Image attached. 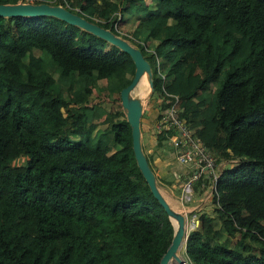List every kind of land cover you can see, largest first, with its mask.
<instances>
[{
	"label": "trees",
	"instance_id": "trees-1",
	"mask_svg": "<svg viewBox=\"0 0 264 264\" xmlns=\"http://www.w3.org/2000/svg\"><path fill=\"white\" fill-rule=\"evenodd\" d=\"M41 1L112 31L114 11L134 6L146 37L120 33L149 62L157 105L234 159L215 178L214 216L187 233L188 264H264V0ZM106 44L53 15H0V264H157L170 241L120 103L133 62Z\"/></svg>",
	"mask_w": 264,
	"mask_h": 264
},
{
	"label": "water",
	"instance_id": "water-1",
	"mask_svg": "<svg viewBox=\"0 0 264 264\" xmlns=\"http://www.w3.org/2000/svg\"><path fill=\"white\" fill-rule=\"evenodd\" d=\"M41 14L53 15L68 23L74 24L80 29H84L105 39L110 44L117 46L120 50L129 54L133 62V72L129 81L119 89V98L121 106L125 112L126 120L130 126L133 157L149 191L162 206L173 227L170 241L163 253L160 255L157 264H168L171 259H174L179 263L181 259L178 252L183 244V240L186 237L187 231L184 216L182 213L176 211L169 205L156 185L154 173L148 164L145 153L141 147L140 115L142 102L138 97L130 95V90L136 85L142 73L146 72L150 76L149 62L144 58L139 48L113 33L110 29L102 27L97 23L86 19L75 11L70 10L67 6L45 1L0 3L1 16ZM148 83L151 87L150 78H148Z\"/></svg>",
	"mask_w": 264,
	"mask_h": 264
},
{
	"label": "rangeland",
	"instance_id": "rangeland-1",
	"mask_svg": "<svg viewBox=\"0 0 264 264\" xmlns=\"http://www.w3.org/2000/svg\"><path fill=\"white\" fill-rule=\"evenodd\" d=\"M162 3L166 4L167 2L165 0H163ZM134 5H140L142 7V11H143V9H145L146 6H148V5H146V3L141 5L139 2L135 3ZM124 9H126V8H124ZM124 9L122 11L124 19H118V23H116L117 15L115 16V18H114L115 20H113L115 29L113 28V30L117 31V29H118L121 32H126V33L128 32L129 34H133L135 32L141 38L146 37V30L144 28L141 29L138 26V24L136 26L137 20L133 19L137 16L136 15L137 11L134 9V6L130 7L129 10L126 9L125 12H124ZM73 10H75V9H73ZM126 16H129V17H126ZM134 28H137V29L134 30ZM122 36L124 37L123 34H122ZM125 38H127V40L130 43L136 45V41L132 40V38H130L128 36H125ZM140 42L142 43L145 41L142 39V40H140ZM148 42H150L149 43L150 47L152 46V44L155 43L154 40H149ZM106 43L107 44L104 47L105 49H107L110 45V43L108 41H106ZM162 60L164 61V59H162ZM168 70H170V67H168ZM130 77L128 74L124 77V80L128 81L130 79ZM116 85H117V87H119V84H116ZM135 86L130 90V95L138 97L140 99V101L142 102L141 103V107H142L141 121H143L149 128H151V134H150L148 131H145V128H142L143 123L140 124L141 128H142L143 141L145 142L147 140V137H148L147 133H149L150 139H151L150 140L151 145L155 149V153L158 156V159L161 160V162H164L165 165H168V164H170L169 159H173L174 155H175L172 152V151H174V150H172L173 146L168 143L167 144V145H169L168 150H164L165 148L163 146H162L163 149L157 148V147L161 146L160 145L161 143H165V141L162 140L161 142H159V144H157V142H156L157 138L155 136L157 131H159V129H160L159 125L156 124V122H159V120L155 121L158 111L161 110L160 109L161 107H159L157 105L158 101H155V97L158 95V93L156 91H151V88H150L149 83H148V78H146V77H142L141 82L138 83L136 88H135ZM100 89H105V86L104 85L102 87L94 86L93 91L97 93L98 90H100ZM106 90L109 91L111 94L115 95V92L111 90V86L108 85L106 87ZM60 92H61L62 96L67 97L69 95L67 93V91L65 90V88H61ZM150 104H153V106L151 107ZM105 108L110 110V111L114 110L111 107V105L109 104V102H106ZM87 126L93 130L96 127L102 126V124L98 123L97 120H95L93 123H87ZM164 127H166V126L164 125ZM162 128H163V126H162ZM172 134H173V138H174L176 136V133L173 132ZM165 145H166V143H165ZM146 157L148 159L149 164H151L150 157H148L147 154H146ZM224 165H227L225 160H224ZM158 166L160 167L159 169H162L161 167H164L162 165V163H160ZM169 166H171V165H169ZM187 167H188L187 168L188 170H192L193 168H195V166L193 164H189ZM175 169H176V172L178 170H180V168H178L177 166ZM220 169H221V162L217 163V169H214V173H218ZM173 179H174V177L168 178V180L163 179L160 182L156 181L157 186L160 189V191L162 192L163 196L168 195V192H166V191H168L167 187H168L169 183H171L173 181ZM181 180H183V178H181L180 181ZM175 184H176V182L174 183V185ZM178 184H179V182H178ZM208 184H209L208 180H205V181H202L199 183H198V181H193L192 186H193L194 193H193L192 199H187V200L181 199V202L183 204V208H191L193 206V208H191V210H187V212L185 213V215H186L185 219H186V223H187V225H186L187 229L186 230H188V231L190 229H194V228L199 229V226L201 224L202 214L206 213V214L214 216L212 213V207H213L212 198L210 199L211 201L208 200L209 194L211 192V187ZM175 190H176V192H179V187H177V189H175ZM169 198H171V197H169ZM169 198H167L166 201H168V203H170L169 205L173 209H175L176 211H179L182 209V205L179 202L180 201L179 198L177 199V198H174L173 196H172L173 199L172 198L169 199ZM194 211L196 213L195 215H193ZM191 220H193V222H191ZM213 222H214V226L216 228L220 225L219 221L216 218H214ZM190 225H192V226H190ZM234 240H235V237H233L231 241L233 242ZM180 254L183 255L182 246L180 247ZM168 264H176V262L174 261V259H171Z\"/></svg>",
	"mask_w": 264,
	"mask_h": 264
},
{
	"label": "clouds",
	"instance_id": "clouds-1",
	"mask_svg": "<svg viewBox=\"0 0 264 264\" xmlns=\"http://www.w3.org/2000/svg\"><path fill=\"white\" fill-rule=\"evenodd\" d=\"M17 2H29V1H24V0H19V1H17ZM32 2H42L41 0H33ZM46 2V1H45ZM51 3V2H50ZM54 4V3H53ZM57 4H59V5H61L60 3H57ZM62 6H67L70 10H72V11H77L78 10V8L77 7H70L67 3H65L64 5H62ZM73 9H75V10H73ZM77 13V12H76ZM114 13L117 15V20L119 19V16H120V13H119V11H114ZM82 16V15H81ZM84 17V16H83ZM86 18V17H85ZM87 19V18H86ZM89 20V19H88ZM91 21V20H90ZM93 22V21H92ZM96 23V22H95ZM99 25V24H98ZM101 26V25H100ZM103 27V26H102ZM105 28H107V27H105ZM109 29V28H108ZM112 31V30H111ZM113 33H115V34H117L118 36H120V37H122V38H124L125 40H127V38H125V37H123L122 35H121V33H120V30H118L117 29V33L116 32H114V31H112ZM124 34H126V32H124ZM127 35L128 36H130V34L129 33H127ZM131 37V36H130ZM128 41V40H127ZM129 42V41H128ZM130 43V42H129ZM132 44V43H131ZM134 45V44H133ZM134 46H136V45H134ZM137 47V46H136ZM138 48V47H137ZM119 49V48H118ZM150 65V64H149ZM163 73H165V72H163ZM148 75V74H147ZM131 78V77H130ZM148 78H150L151 79V67H150V76L148 75ZM129 81V80H128ZM121 88V87H120ZM151 91H152V84H151ZM150 106H153V104H150ZM165 105L163 106V108H160L161 110L160 111H158V112H160L159 114H162V112H163V110L165 109ZM141 114H142V109H141ZM181 119L183 120V122H184V124L187 126V128L189 129V131L191 132V135L193 136V135H195V136H197L198 137V134H197V131H195L194 129H192V128H190L189 127V125H188V121L182 116L181 117ZM140 124H141V115H140ZM156 124L158 125V123L156 122ZM142 125H144V128H145V131H148L150 134H151V131H149L148 130V126H145V124H144V122H143V124ZM140 128H141V125H140ZM162 128V126H160V129ZM166 128H171L170 129V134L167 136V138L166 139H164V141H165V143H166V145H165V143H161L160 145L161 146H165L166 147V150H168V148H169V145H167L168 143L169 144H171L172 146H173V148H172V150H174V151H172L175 155H174V158L173 159H169V161H170V164L169 165H174L175 164V166L176 165H179V168H180V170H178L177 172L179 173V175H178V177H175L174 178V180H175V182H176V184L174 185V187H175V189H177V187H179V192L177 193V199L179 198V202L181 203V205H182V209L181 210H179L178 212H180V213H182V215L184 216V222H185V227H186V229H187V223H186V219H185V213L187 212V210H191V208H193V206L191 207V208H183V204H182V202H181V198H180V194H181V189H182V183H183V181L185 180V178H186V175L188 174V173H190L191 172V170H188L187 168V166L189 165V164H182V163H179L178 161H177V159H176V154L178 153V152H183V149H185L186 147H188V145L186 144V142L187 141H189V139L191 138V137H189V139H187V138H184V139H180V136H179V134L177 133V131H176V129L174 130L173 129V127H164L163 126V128L162 129H166ZM173 132H175L176 133V136L173 138ZM140 140H141V147H142V149H143V151H144V153H145V156H146V147L144 146V144L142 143V128H141V132H140ZM173 138V139H172ZM178 139V140H177ZM198 141H199V144L203 147V149H204V151L205 152H207V153H209V154H211V155H213L214 157H215V164H216V168L215 169H217V163H220L221 162V169H222V167H224V166H227L228 164H229V162H231V161H233L234 159L233 158H229V157H227V158H217L208 148H206L205 146H204V144L202 143V141L200 140V138L198 137ZM147 156H148V154H147ZM146 159H147V157H146ZM224 160L226 161V164L227 165H224ZM147 161H148V159H147ZM148 164H149V162H148ZM150 165V164H149ZM181 165H184V167H185V170H181V168H182V166ZM151 167V166H150ZM152 169V168H151ZM220 169V170H221ZM220 170H219V172H220ZM152 171H153V169H152ZM219 172L218 173H216V176L219 174ZM153 173H154V171H153ZM187 173V174H186ZM206 173V174H205ZM207 171L206 172H202L196 179H194L193 181H198V183L199 182H202V181H205V180H208L209 181V184H210V180H209V178L210 177H208V175H207ZM154 176H155V182L156 181H158L157 180V178H156V175H155V173H154ZM216 176H215V178H216ZM179 178V179H178ZM181 178H183V180H181L180 181V179ZM193 181L191 182V188H192V191H191V193L188 195V199H192V196H193V193H194V190H193V186H192V183H193ZM214 181H215V179L213 180V188H214ZM158 182H160V181H158ZM178 182H179V184H178ZM208 184V185H209ZM156 185H157V183H156ZM177 185V186H176ZM158 187V186H157ZM213 188H211V192H210V194H209V201H211L210 199H211V197H212V195H213ZM159 189V188H158ZM160 190V189H159ZM162 193V192H161ZM163 195V194H162ZM165 198V197H164ZM183 199V198H182ZM184 200V199H183ZM168 202V201H167ZM170 204V203H169ZM213 213V212H212ZM196 213H195V211H194V214L193 215H195ZM170 220V219H169ZM191 222H193V220H191ZM200 227V226H199ZM194 229H198V228H194ZM190 230H192V229H190ZM189 230V231H190ZM188 230L186 231V237H187V233L189 232ZM173 232V231H172ZM186 237H185V239H186ZM185 239L183 240V244H182V252H183V249H184V242H185ZM179 255H180V259H181V261L178 263L177 261H175L176 262V264H180L182 261H185L186 263L185 264H188V261H187V257L184 255V253H183V255H181L180 254V250H179Z\"/></svg>",
	"mask_w": 264,
	"mask_h": 264
},
{
	"label": "built area",
	"instance_id": "built-area-1",
	"mask_svg": "<svg viewBox=\"0 0 264 264\" xmlns=\"http://www.w3.org/2000/svg\"><path fill=\"white\" fill-rule=\"evenodd\" d=\"M24 1L32 2L33 0ZM157 123L159 127L165 125L166 127L175 128L180 136V139H189V137H191L189 141L186 142L188 147L183 149L182 153L178 152L176 154V159L179 163L193 164L195 166V168H193L191 172L186 175V178L182 183V192L180 194V198H183L184 200L188 199V195L192 191L191 182L196 179L203 171L208 172L207 175L208 177H210L209 185L211 188H213V180L216 176V173H214V169L216 168L215 157L204 151L203 147L199 144L197 136L191 135V132L184 124L183 120L176 115L175 106L170 108L165 107L161 114L159 122ZM185 263V261H182L180 264Z\"/></svg>",
	"mask_w": 264,
	"mask_h": 264
},
{
	"label": "crops",
	"instance_id": "crops-1",
	"mask_svg": "<svg viewBox=\"0 0 264 264\" xmlns=\"http://www.w3.org/2000/svg\"><path fill=\"white\" fill-rule=\"evenodd\" d=\"M147 134H148V137H147V140L145 142L143 141V136H142V143L146 147V153L148 154V157H150V159H151L150 160L151 161V164L150 165H151V168L153 169V171H154V173L156 175L157 180L158 181H162L163 179L168 180V178L178 177L179 173L176 172V169L175 168H176V166L179 168V165H176L175 166V164H174V165L169 166V164L168 165H165L164 162H161V160L158 159V156L155 153V149L151 145V142H150V140H151L150 139V134L149 133H147ZM163 147L165 148L164 150H166V147L164 145H163ZM157 148L163 149L162 146H159ZM160 163H162V165L164 166V167H161L162 169H159L160 167L158 165ZM181 166H182L181 170H185L184 165H181ZM174 183H175V180L174 179H173V181L171 183H169V185L167 187L168 188V191H166V192H168V195H165L164 196L165 199H167L169 197L172 198V196L174 198L177 197V193L178 192L176 193V190H175V187H174ZM171 198H169V199H171Z\"/></svg>",
	"mask_w": 264,
	"mask_h": 264
},
{
	"label": "bare ground",
	"instance_id": "bare-ground-1",
	"mask_svg": "<svg viewBox=\"0 0 264 264\" xmlns=\"http://www.w3.org/2000/svg\"><path fill=\"white\" fill-rule=\"evenodd\" d=\"M142 77H146V78H148V75H147V73L146 72H144V73H142L141 74V76L139 77V79H138V81H137V83H136V86L138 85V83H140L141 82V79H142ZM136 86H135V88H136ZM150 86V85H149ZM190 226H192V225H190Z\"/></svg>",
	"mask_w": 264,
	"mask_h": 264
}]
</instances>
